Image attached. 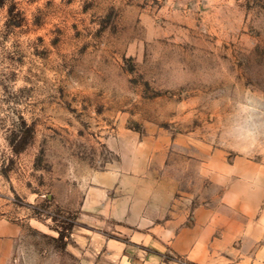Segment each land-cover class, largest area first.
<instances>
[{"label":"rangeland","instance_id":"374dc122","mask_svg":"<svg viewBox=\"0 0 264 264\" xmlns=\"http://www.w3.org/2000/svg\"><path fill=\"white\" fill-rule=\"evenodd\" d=\"M133 136L161 140L212 201L264 208V0L0 7V218L24 229L17 264H79L67 227L86 180Z\"/></svg>","mask_w":264,"mask_h":264},{"label":"crops","instance_id":"0c3cea01","mask_svg":"<svg viewBox=\"0 0 264 264\" xmlns=\"http://www.w3.org/2000/svg\"><path fill=\"white\" fill-rule=\"evenodd\" d=\"M120 142L119 160L86 180L66 246L79 264H264L260 202L212 201L199 178L186 186L159 139ZM23 237L20 223L0 218V264H17Z\"/></svg>","mask_w":264,"mask_h":264},{"label":"trees","instance_id":"16d2710c","mask_svg":"<svg viewBox=\"0 0 264 264\" xmlns=\"http://www.w3.org/2000/svg\"><path fill=\"white\" fill-rule=\"evenodd\" d=\"M7 0H0V7L3 6L5 4ZM73 225H70L69 227H67L68 229L71 228L72 229ZM66 238V235L64 234L63 231L60 232L59 238L60 240H64Z\"/></svg>","mask_w":264,"mask_h":264}]
</instances>
